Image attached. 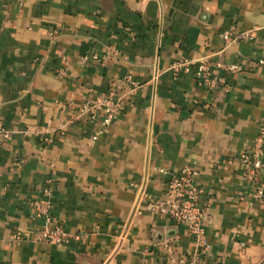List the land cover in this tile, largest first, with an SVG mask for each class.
Returning <instances> with one entry per match:
<instances>
[{"label":"crops","instance_id":"crops-1","mask_svg":"<svg viewBox=\"0 0 264 264\" xmlns=\"http://www.w3.org/2000/svg\"><path fill=\"white\" fill-rule=\"evenodd\" d=\"M229 29L255 36L227 45ZM180 59L194 64L176 77ZM200 62L223 84L200 85ZM127 78L142 88L98 140L99 123L65 127ZM263 123L264 0H0V264H192L185 226L136 212L185 167L209 207L198 264H264V168L253 183L241 161ZM48 187L65 245L34 239Z\"/></svg>","mask_w":264,"mask_h":264},{"label":"built area","instance_id":"built-area-1","mask_svg":"<svg viewBox=\"0 0 264 264\" xmlns=\"http://www.w3.org/2000/svg\"><path fill=\"white\" fill-rule=\"evenodd\" d=\"M254 36V33L251 31L239 32L235 29L226 30L221 34V37L227 45L235 42L251 41L254 39ZM99 59L98 56H83L80 62L87 64L90 61H99ZM193 64V61L180 59L173 63L171 71L177 77L181 73L187 72ZM242 69V66L235 64L227 66L225 71L228 73H238ZM60 73L62 74V72ZM196 77L200 85H206L211 88H217L224 82L221 76L219 74H213L204 62L199 63ZM141 88L142 85L131 78L124 79L119 84H114L111 90L101 94L96 99L85 102L65 127L80 121L91 124L99 123L98 130L93 137L94 141L98 140L119 118L125 101L136 96ZM65 127H62L61 130ZM13 133L5 127L0 126V138L3 140H8ZM21 133L29 134L33 132L27 130ZM37 134L42 137L43 142L46 144L53 142L52 139L44 137V131L38 130ZM263 155L264 123L260 126L257 137L253 141L250 149L241 157V161L246 168V178L253 183H257V176L260 170L264 168ZM161 173L168 177L164 198L145 204V208H142V205L137 206L136 212L141 214L143 209H145L150 213L171 219L178 225L185 226L195 246L191 254V263L198 264L210 250L206 235L209 207L204 199V191L197 183L199 171L191 167H185L174 172L161 170ZM259 186L257 188V196L261 198L264 196V186ZM52 194L53 189L48 187L44 192L47 198L38 200L33 204L35 217L44 219L46 223L42 229L36 231L34 239L36 243L65 245L70 242L72 235L61 227L51 228L53 221L50 197ZM126 237L127 233L121 235L120 244L124 243ZM13 239L16 241L22 240V237L20 235H13Z\"/></svg>","mask_w":264,"mask_h":264}]
</instances>
